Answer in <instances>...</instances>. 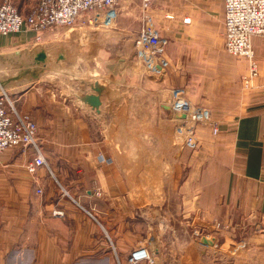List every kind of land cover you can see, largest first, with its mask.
Listing matches in <instances>:
<instances>
[{
	"label": "crops",
	"instance_id": "obj_1",
	"mask_svg": "<svg viewBox=\"0 0 264 264\" xmlns=\"http://www.w3.org/2000/svg\"><path fill=\"white\" fill-rule=\"evenodd\" d=\"M9 1L25 13L36 0ZM150 12L165 41L154 68L136 52L139 0L88 25V61L125 94L111 113L105 94L91 113L70 77L22 79L12 93L46 165L27 170L31 148L0 153V264H130L137 246L154 264H264V34L251 38L259 73L244 87L247 62L224 47L223 0H152ZM39 40L0 34V52ZM171 88L218 128L198 123L194 148Z\"/></svg>",
	"mask_w": 264,
	"mask_h": 264
},
{
	"label": "built area",
	"instance_id": "obj_2",
	"mask_svg": "<svg viewBox=\"0 0 264 264\" xmlns=\"http://www.w3.org/2000/svg\"><path fill=\"white\" fill-rule=\"evenodd\" d=\"M119 1L36 0L23 14L12 2L4 0L0 3V34L32 30L36 32V40H39L42 31L70 25L79 17L84 18L90 26L109 25L117 13ZM151 3L152 0H139L142 26L136 49L140 57L145 58L147 62L152 61L154 68L159 55L164 50L165 41L150 12ZM223 14L225 50L230 55L247 62V70L241 81L244 87H251L259 73L251 38L254 35L264 34V0H223ZM171 106L176 114L182 115L185 122V144L188 147L196 146L194 129L198 123L212 125L213 132L218 130L212 120L210 109L193 104L181 95L177 88H171ZM15 147L33 150L34 156L27 164L29 172L46 165L38 141V126L35 120L29 113L17 110L9 97L0 94V153L7 148ZM140 261L154 264V258L147 246H137L129 254L130 264Z\"/></svg>",
	"mask_w": 264,
	"mask_h": 264
},
{
	"label": "rangeland",
	"instance_id": "obj_3",
	"mask_svg": "<svg viewBox=\"0 0 264 264\" xmlns=\"http://www.w3.org/2000/svg\"><path fill=\"white\" fill-rule=\"evenodd\" d=\"M88 25L84 21V18L79 17L70 25L57 26L48 28L44 32L42 31L40 43L34 45L31 51L28 48L31 43L24 47H12L11 49L1 51L0 94L9 97L15 108L19 110L12 98V93L18 89L25 88L26 83L20 82L22 79H31L32 77L34 79L42 78L47 84L56 86L57 84H61V78L70 77L69 85H71V82L78 83V87L80 88L81 79H90V77H94L93 75L99 71L98 68H93L92 62L88 61L89 50L87 42L90 38L88 35L90 32L87 29L89 28ZM90 27L92 28V26ZM88 43L90 44L91 42ZM62 49L66 51L65 58H58V54ZM94 69L96 70L95 73L91 71ZM30 71L32 72L31 75H29ZM23 72H28L29 76L24 78ZM89 72H91L90 75ZM11 77L14 78L10 80ZM65 84L67 85V83ZM85 90L89 89L86 87L83 91ZM38 141H40L39 136ZM132 163H129V167L134 168Z\"/></svg>",
	"mask_w": 264,
	"mask_h": 264
},
{
	"label": "water",
	"instance_id": "obj_4",
	"mask_svg": "<svg viewBox=\"0 0 264 264\" xmlns=\"http://www.w3.org/2000/svg\"><path fill=\"white\" fill-rule=\"evenodd\" d=\"M91 50L90 53L93 52V49L95 48V43H91ZM65 49H62L61 52H59L58 58H65ZM88 53V54H90ZM95 73V69L91 70ZM22 74H26V72H23ZM94 77H90V79H81V87L79 90L75 91V97L78 98L83 104L87 105L89 107V110L94 115H98L101 113V105L102 102L100 100V96L105 94L107 96V102H108V112H112L111 103L114 102L115 104H118L119 99L123 96L124 93H121L117 86L111 87L104 77L103 72H96ZM14 77H11L13 79ZM88 88L91 90V92H85L83 91L84 88ZM82 90V91H81ZM201 243L205 245H212L214 243L213 238H205L202 237L200 239Z\"/></svg>",
	"mask_w": 264,
	"mask_h": 264
}]
</instances>
